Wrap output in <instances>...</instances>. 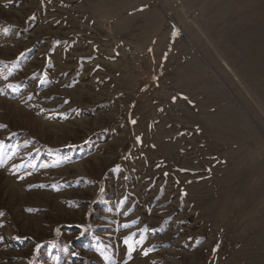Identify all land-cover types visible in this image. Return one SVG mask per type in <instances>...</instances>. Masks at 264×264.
I'll use <instances>...</instances> for the list:
<instances>
[{
    "label": "rangeland",
    "instance_id": "1",
    "mask_svg": "<svg viewBox=\"0 0 264 264\" xmlns=\"http://www.w3.org/2000/svg\"><path fill=\"white\" fill-rule=\"evenodd\" d=\"M0 264H264V0H0Z\"/></svg>",
    "mask_w": 264,
    "mask_h": 264
},
{
    "label": "snow or ice",
    "instance_id": "2",
    "mask_svg": "<svg viewBox=\"0 0 264 264\" xmlns=\"http://www.w3.org/2000/svg\"><path fill=\"white\" fill-rule=\"evenodd\" d=\"M126 243H127V240H126Z\"/></svg>",
    "mask_w": 264,
    "mask_h": 264
}]
</instances>
